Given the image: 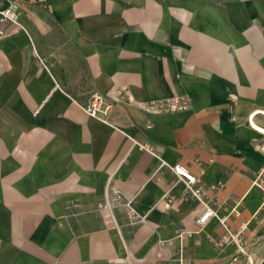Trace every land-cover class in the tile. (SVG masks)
<instances>
[{"label": "crops", "instance_id": "obj_1", "mask_svg": "<svg viewBox=\"0 0 264 264\" xmlns=\"http://www.w3.org/2000/svg\"><path fill=\"white\" fill-rule=\"evenodd\" d=\"M20 20L0 24V103L19 113L11 160L0 148V264H231L218 240L241 224L264 264V0H23ZM116 85L189 107L120 102L105 124L78 106ZM204 203L219 220L200 226Z\"/></svg>", "mask_w": 264, "mask_h": 264}, {"label": "built area", "instance_id": "obj_2", "mask_svg": "<svg viewBox=\"0 0 264 264\" xmlns=\"http://www.w3.org/2000/svg\"><path fill=\"white\" fill-rule=\"evenodd\" d=\"M22 5L23 0H0V24L8 23L13 26L22 27L20 20L22 15ZM120 102L136 105L145 112L155 114L185 111L189 107V99L185 94H175L174 96L163 99L140 101L134 98L131 90L125 85H116L104 92L94 90L90 93L88 101L85 104L78 106L90 117L105 124H109L108 114L111 112L113 107ZM258 129L264 137V129ZM171 170L184 182L186 186V194L203 202L202 192L194 186L196 181L195 176L181 165L172 166ZM256 183L259 184V181L257 180ZM114 194L120 204L125 208L130 220L137 222L145 219V216L137 212L132 199L124 198L119 192H114ZM171 202L172 200H168L166 204L169 205ZM204 206V211L197 219L198 225H203L210 217H215L219 220L217 213L213 208L209 207L205 203ZM245 228L246 225L241 224L235 231L228 229L226 234L218 240L219 243H233L236 245L237 255L231 259V264H235L239 258L243 259L244 264H255L251 254L241 242L240 236ZM182 235L183 234H179V236Z\"/></svg>", "mask_w": 264, "mask_h": 264}, {"label": "rangeland", "instance_id": "obj_3", "mask_svg": "<svg viewBox=\"0 0 264 264\" xmlns=\"http://www.w3.org/2000/svg\"><path fill=\"white\" fill-rule=\"evenodd\" d=\"M4 100L0 103V148L4 150L3 158L4 162L7 160H11V127H13L18 120L16 117L19 113L17 110L18 104L11 103L5 100V98H10L9 96H3ZM13 153H17V150L14 149ZM1 162V161H0ZM8 166L2 167L0 165V208L2 206V202L5 196L9 195L10 182L9 179H3L2 175L5 174ZM9 175V171L6 173ZM17 185V184H15ZM17 215V214H16ZM15 215V216H16ZM1 218V217H0ZM16 221V217L14 218ZM18 220L26 221L22 214H18Z\"/></svg>", "mask_w": 264, "mask_h": 264}]
</instances>
